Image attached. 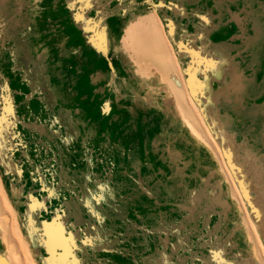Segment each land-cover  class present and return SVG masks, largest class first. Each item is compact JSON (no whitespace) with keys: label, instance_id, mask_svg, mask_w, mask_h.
Segmentation results:
<instances>
[{"label":"rangeland","instance_id":"374dc122","mask_svg":"<svg viewBox=\"0 0 264 264\" xmlns=\"http://www.w3.org/2000/svg\"><path fill=\"white\" fill-rule=\"evenodd\" d=\"M172 97L231 151L244 218ZM258 207L264 0H0V264H264Z\"/></svg>","mask_w":264,"mask_h":264},{"label":"bare ground","instance_id":"6f19581e","mask_svg":"<svg viewBox=\"0 0 264 264\" xmlns=\"http://www.w3.org/2000/svg\"><path fill=\"white\" fill-rule=\"evenodd\" d=\"M191 75V77H190V80H189V83L191 84V87H192V84H193V82H194V76H193V74L191 73L190 74ZM163 80V79H162ZM161 81V80H160ZM162 82V81H161ZM163 83V82H162ZM165 84H166V82H165ZM168 88L166 87V90H167ZM190 90V89H189ZM168 91V90H167ZM169 92V91H168ZM171 95V94H170ZM194 98V97H193ZM178 101H180V100H178ZM193 102L194 103H192V104H194V105H191V107L192 106H196V108L195 109H199V105H198V103H197V100H193ZM169 104H171V105H174L175 106V109H176V113H177V118L179 119V123H180V126H181V128L179 129V132H180V135H179V137H184V140H185V142H186V145L188 144V146H190V149H188L189 150V155L190 156H192L194 159H195V161H196V163H198V164H200L201 163V161H203V163H204V167H203V171H205L207 174V176L206 177H208V178H210L212 175V173H214V171L217 169L219 172H217L218 174H219V177L221 178V180L222 181H224L223 183L225 184V186H226V188H227V190L229 191V195H230V201L232 202V203H234V206H233V210H234V212H235V214L236 215H238L239 213H242L243 214V209H245V208H243L244 206L243 205H245L244 203L242 204V202H243V200L241 199V196H240V199H239V202H241L240 204L243 206V207H241V205H239V204H237L238 202L235 200V194H233V190L235 189V191H236V189H238V187H237V185H235V181H234V179H233V177H232V175H231V171H230V169H229V167H228V165H226L227 163H225L224 161L223 162H218V161H220V160H224V158H225V153H226V155H227V157L230 159V161H232L233 160V155H232V153H231V151L228 149V148H226V150H225V153L223 152V150L221 149V153L222 154H219V156H218V159H217V157H216V154H215V152H218L217 151V149L215 148V143H213V142H211L210 140H209V135L210 136H213V134H212V131H211V129H210V127H209V124H208V122L206 121V119H205V117H204V115L202 116V121L199 123V125L197 124V125H195L193 122H191V120L189 119V117H188V115H187V113H186V111L189 109H184L185 108V106H183L182 105V103H180L179 104V102H177L173 97L169 100ZM191 104V103H190ZM184 107V108H183ZM190 107V106H189ZM194 107H193V109H194ZM186 108H187V106H186ZM197 109V110H198ZM186 110V111H185ZM199 111H201L200 109H199ZM204 117V118H203ZM209 134V135H208ZM214 137V136H213ZM216 140V139H215ZM217 142V141H216ZM223 142H227L226 140L225 141H223ZM218 143V146H220L221 147V145H220V143L219 142H217ZM222 148V147H221ZM205 153H207V156L206 157H203L204 155H205ZM185 154H187V152H186V150H185V148L183 147V148H181V149H179V150H177V155H180V157H183ZM222 155V156H221ZM220 157H222V159H220ZM220 159V160H219ZM218 160V161H217ZM226 161V160H225ZM205 164H206V166H205ZM219 190H221V188H220V186H218L217 187ZM238 191V190H237ZM236 191V192H237ZM235 192V193H236ZM239 193L241 192L240 190L238 191ZM241 194V193H240ZM242 195V194H241ZM239 196H237L236 198H238ZM243 198V197H242ZM9 200V199H8ZM238 200V199H237ZM242 200V201H241ZM8 202V201H7ZM9 202H10V200H9ZM4 204V203H3ZM2 204V205H3ZM7 204V203H6ZM5 204V205H6ZM11 203H9V205H10ZM245 207H246V205H245ZM3 208H4V205H3ZM5 208H7V206H5ZM1 209V208H0ZM247 209V208H246ZM9 211H11L10 209H8ZM8 211V212H9ZM244 211H246V210H244ZM7 212V213H8ZM4 213H6L5 211H4ZM3 213V214H4ZM3 214H1L0 213V232H1V234H2V237H1V239H2V245H3V249H4V251H7L8 249H11V248H9V242H11V241H9V237H8V233H7V231H5V228H4V225L3 224H5V222L3 223V221L1 222V217H2V215ZM7 216H10V212H9V214H6ZM6 215H5V217H6ZM13 215V214H12ZM248 215V213H246V216ZM244 214H243V218H244ZM4 217V216H3ZM250 216H248L247 217V219H248V221H253V219H251V217L249 218ZM6 219V218H5ZM4 218H3V220H5ZM8 219V218H7ZM11 219V218H10ZM10 219H8V220H10ZM250 219V220H249ZM255 220L257 221V224L259 225V227L260 228H258V229H260L261 231H262V233H264V213H263V210H262V208L260 209V207H258V209H257V215H256V218H255ZM6 222H7V220H6ZM7 224H8V222H7ZM253 224V223H252ZM256 224V223H255ZM20 225V224H19ZM254 225V224H253ZM6 227V226H5ZM20 227H21V225H20ZM254 227H255V225H254ZM21 229V228H20ZM256 231H258L257 229H255ZM20 232H21V230H20ZM246 233H247V231H246ZM257 233V232H256ZM249 234V233H248ZM248 234H247V236H248ZM259 236L260 234H256V236ZM250 238V237H249ZM248 238V239H249ZM262 239V238H261ZM252 240V239H251ZM263 240V239H262ZM263 242V241H262ZM12 243V242H11ZM248 243H251V242H249L248 241ZM253 243V244H252ZM252 243H251V247H252V250L254 251V253L256 254V256H257V250H256V248L258 249V247H255V246H257V244H254V242L252 241ZM258 243V242H257ZM259 245V244H258ZM261 247V245L259 246V248ZM261 249V248H260ZM10 250H8V252H9ZM12 251V250H11ZM16 254V253H15ZM28 254H29V256L31 257V261H32V264H40V262L39 261H37L36 260V258H35V254H34V252L33 251H29L28 252ZM9 258V257H8ZM8 258L6 257V259H7V261H8ZM257 258H258V256H257ZM10 260V259H9ZM259 260V259H258ZM10 262V261H9ZM9 262H8V264H9ZM10 264H13V263H10Z\"/></svg>","mask_w":264,"mask_h":264},{"label":"crops","instance_id":"0c3cea01","mask_svg":"<svg viewBox=\"0 0 264 264\" xmlns=\"http://www.w3.org/2000/svg\"><path fill=\"white\" fill-rule=\"evenodd\" d=\"M171 137H173V135L169 136L168 134H161V136L159 135L157 140H158V142H166V141L168 142L171 139ZM176 142H185L184 137L178 136V139H176ZM262 236H263V234H262ZM263 238H264V236H263Z\"/></svg>","mask_w":264,"mask_h":264}]
</instances>
